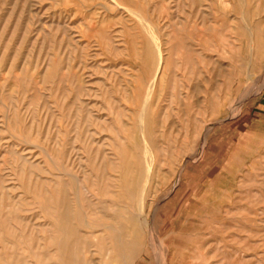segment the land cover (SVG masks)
Listing matches in <instances>:
<instances>
[{"label":"rangeland","instance_id":"374dc122","mask_svg":"<svg viewBox=\"0 0 264 264\" xmlns=\"http://www.w3.org/2000/svg\"><path fill=\"white\" fill-rule=\"evenodd\" d=\"M0 264H264V0H0Z\"/></svg>","mask_w":264,"mask_h":264},{"label":"bare ground","instance_id":"6f19581e","mask_svg":"<svg viewBox=\"0 0 264 264\" xmlns=\"http://www.w3.org/2000/svg\"><path fill=\"white\" fill-rule=\"evenodd\" d=\"M158 52H159V51H158ZM161 52H162V51H161ZM161 54H162V53H161ZM162 56H163V55H162ZM162 62H163V61L160 60V65H162ZM163 63H164V62H163ZM163 66H164V65H163ZM160 70H161V69H160ZM157 74H158V73H157ZM157 77H158V75H157ZM157 82H158V81H157ZM142 112H143V111H142Z\"/></svg>","mask_w":264,"mask_h":264}]
</instances>
